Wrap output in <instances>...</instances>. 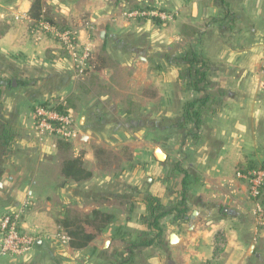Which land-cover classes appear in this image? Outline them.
I'll list each match as a JSON object with an SVG mask.
<instances>
[{
    "label": "crops",
    "instance_id": "0c3cea01",
    "mask_svg": "<svg viewBox=\"0 0 264 264\" xmlns=\"http://www.w3.org/2000/svg\"><path fill=\"white\" fill-rule=\"evenodd\" d=\"M33 1L0 0V22L22 16L31 22ZM143 1L172 12L173 19L157 22L154 17L128 18L124 11L129 4ZM42 2L43 10L51 17L66 9L71 12L69 8H76L79 3L80 13L93 25L97 59L85 75L74 77L57 59L59 51L54 47L47 49V58L44 51V55L40 50L29 55L23 48L13 55L7 46L0 45V217L27 203L23 223L28 231L36 233L38 224L33 221V212L40 196L48 200L52 193L53 198L65 202L92 196L91 205L99 208L97 205L110 202V197L119 194L125 185L135 191L130 196L137 199L136 205H143L136 195L148 189L145 183L158 184L149 172L165 165L156 159L154 151L150 154L148 148L133 150L129 160L145 162L142 168L146 167V173L140 168L131 169L130 176H121L120 181L112 175H99L103 169L97 157L84 146L93 144L110 150L115 132L120 129L127 131L134 148L148 146L153 130L162 134L171 128L169 114L185 125L184 104L202 97L208 101L202 109L199 134L197 138L188 136L195 131V125L189 123L191 131L187 136L192 140L187 143L205 145L206 153L200 154L198 167L193 164L197 160L191 159L193 167L186 170L190 178L201 179L200 196H206L208 202L197 211L198 216L181 223V230L167 234L165 231L156 244L137 250L125 247L122 252L121 247L113 249L109 245L111 241L145 238L137 233L139 228H145L139 221L143 209L132 220L118 211L105 232L84 249H73L64 235L36 236V245L30 252L2 259L0 264H112L124 253L128 257L122 264H264V231L256 225L247 184L235 176L238 166L264 163V0ZM7 30V25H2L0 35H6ZM193 53L206 63L205 81L200 84L201 89L193 86L188 94L181 72L188 70L191 75L195 71L186 60ZM61 55L66 59L64 53ZM152 61L156 62L154 66ZM192 78L189 76L187 83ZM155 79L163 86L159 91L147 90ZM120 91H124L125 98L117 100ZM157 96L159 118L155 123L151 104ZM139 100H144V104ZM53 101L66 103L78 117L75 127L82 131L81 149L73 155L84 154L85 164L93 173L86 181L66 182L61 175L62 160L54 157L60 152L57 139L52 142L36 132L32 134L31 106ZM55 161L58 176L64 180L59 186H54L49 174H45V166L54 165ZM102 187L110 192L103 193ZM204 212L210 217L206 219L212 221L202 230ZM135 220L137 223L132 224ZM127 228L130 230L125 235ZM173 233L177 235L175 243L171 242ZM220 239H224L223 243Z\"/></svg>",
    "mask_w": 264,
    "mask_h": 264
},
{
    "label": "rangeland",
    "instance_id": "374dc122",
    "mask_svg": "<svg viewBox=\"0 0 264 264\" xmlns=\"http://www.w3.org/2000/svg\"><path fill=\"white\" fill-rule=\"evenodd\" d=\"M78 5L76 8H69L71 9V12H69L66 9V12H61L59 11V15L57 17H51L47 14L46 10H44V16L46 19H51L55 22V24L43 20L41 22L45 23H50L51 25H54L55 27L59 29H70L72 30L73 33L76 34L77 36V47H78V54L81 55L82 50L85 47H89L91 49V62L88 67H86L85 71L81 72L79 70V63L82 62L78 58V60L74 59L72 56H69L63 42L58 39L56 36H54L48 29L42 27L40 23H36L32 18L30 19L31 22L26 21L24 18L25 17H19V18H14L10 19L6 23L3 24V22H0V27L2 25H7L8 30L7 34L4 36L0 35V45L2 46H7L9 49L8 52L12 53L13 55L16 53H21V49L23 52L28 53L31 55L33 52L36 51H41L42 55L49 57L48 53L46 52L49 47H54V49L59 51V55L57 57L60 62H62L65 67L74 75V77H81L87 73L89 69L92 68L94 62H96V54H95V44L97 43L96 41V35L93 32V25L92 22L85 18L82 13H80V5ZM136 9H142V10H154L157 12H165L168 15H171V18L173 19L172 12H166L165 10L160 9L159 7H154V5L149 6L148 4L142 2V4H129L127 9H125L124 13L128 18H132L128 16V13L130 11H134ZM68 11V12H67ZM174 14V12H173ZM23 15V14H22ZM148 16H139L137 18H144ZM154 17V21L160 22V17L158 15L151 16V18ZM134 18V19H137ZM8 20V19H7ZM165 21V20H164ZM27 30L29 33H27ZM44 51V52H43ZM57 51V53H58ZM47 53V54H46ZM62 53H64V56H66V59L60 58L62 57ZM153 62V63H152ZM151 64L154 66L156 62L152 61ZM264 64V62H263ZM263 75L264 71L263 69L261 70ZM194 74V72H193ZM193 74H189L188 70H184L181 72V76L185 78L184 83L187 86V91H189L188 94H190L191 90L193 89L192 82L187 83L186 79L188 80V77L192 76ZM157 80L155 79V83L153 86L149 87L150 89L147 90H153L157 89L159 91L160 87L163 85L160 84V82H156ZM137 89L140 87V85H136ZM136 89V93H137ZM139 92V91H138ZM135 93V94H136ZM192 94L190 95V97ZM120 98L124 99V91H120V93L116 96V99L119 100ZM159 98L154 97L152 98V121L156 123V119L159 118V114L157 113L158 111V104H159ZM147 101V100H146ZM54 103L56 101H53ZM139 103L141 105L144 104V100H139ZM37 104V103H36ZM35 104V105H36ZM35 105L31 106L32 109L30 110V119H31V128L34 130L32 134L35 135L34 132L35 129L33 128V120H34V109ZM73 118L75 121V118L78 119L77 115H74V112L72 111ZM76 116V117H75ZM169 120H171V124L169 123V126H171L170 129L166 131V133L160 134L159 130H153L152 137L149 138V143L147 145L143 146H136L135 148L132 146L131 142V137L127 135V131H116L114 138L113 144L110 146V150L107 151L105 154H100L99 158L97 159L99 166L103 170H99V175H112L117 177L118 179L121 176L124 177H129L131 169L136 170L137 168L142 169L143 172L146 173V167L142 168L143 164L145 162H141L140 160L133 159L132 161L129 160L130 153H132L133 150L139 149V151H143V148H148L147 151L150 154H153L154 147L160 146L166 153H167V160L164 162L165 165L162 166V168L159 171H154L149 172V177L152 178V181H157L158 184H150V183H145L147 185L148 189H145L144 191L142 190L140 194L142 195H136L137 198H140L138 200H141L140 202L143 205H136L137 199L135 197L130 196L135 193L133 191V188H131L128 185L122 186L120 188L119 194L113 195L110 200V202H103L105 205H97L99 209L109 212V213H114L118 215L123 214V217H130L129 220H132L136 215L139 216L140 210L143 209L144 212L140 214L139 221L143 222V215H147V209H146V204H145V199H147L149 196L155 197L159 200L160 204L162 205V209L165 210H170L174 207L179 206L180 208H183L182 202L185 201V205H187V212L186 214L180 218L177 217L178 213H170L163 217L160 220V224L163 229V233L166 231V234L170 231L176 232L177 230H181L183 227L181 226V223L184 222H189V219L192 217L198 216L197 211H199L201 208L204 209V204L206 201L208 202L207 197L205 196H200V178L195 177V178H190V174L186 170V168L190 169L193 167L191 164V159H196L197 162L194 160V166L198 167V163L200 162L199 157L201 156V153H206V150L204 149L206 146L201 144L198 146H193L192 144H188V140H192L191 137L192 135H188L191 130V127H183V124L179 122V119L173 116V114L168 115ZM176 119H178V125L175 127L176 124ZM181 120V119H180ZM182 121V120H181ZM181 126V127H180ZM78 136L71 141L72 143V150L70 151L71 154H77L79 153L81 146H80V134L81 130H77ZM193 132V131H192ZM38 136V134L36 133ZM187 136V137H186ZM45 140H52L54 142V139H57L56 137L46 135L44 137ZM190 138V139H188ZM50 142V141H49ZM75 144V146H74ZM75 147V150H74ZM88 151L94 152L97 146L93 144H89L87 146H84ZM86 151V150H85ZM264 152V150H263ZM54 153V152H53ZM208 153V152H207ZM62 152L57 153V155H54L55 159L58 161L62 160ZM58 157V158H56ZM194 157V158H192ZM203 159V158H202ZM57 162L55 161V164H47L45 166V174L48 175L50 182L54 186H59L61 183L64 182V180L58 176L57 172ZM261 161L259 164L256 166H261ZM201 165H205L202 164ZM249 165V164H248ZM264 165V163H263ZM247 165H243L242 168L246 167ZM182 167L185 169L188 173V181L186 186L183 185V178L184 174L179 170V168ZM238 166V169L241 168ZM59 168V165H58ZM237 169V170H238ZM236 170V171H237ZM162 171V172H161ZM205 171V170H203ZM235 171V174H236ZM208 172V171H207ZM161 173V174H160ZM234 173V172H233ZM160 175V176H159ZM45 176V175H44ZM236 176V175H235ZM236 178V177H235ZM111 179V178H110ZM44 181L47 182V178L45 176ZM120 181H123V179ZM246 183V182H245ZM247 184V183H246ZM110 190V189H109ZM107 188L102 187V192L106 193L109 191ZM113 191V190H111ZM248 191V197L251 199L250 194H249V189L247 187ZM110 192V191H109ZM116 192V190H115ZM104 198H109L106 195L103 196ZM55 198V199H54ZM51 193L49 196L48 200L45 199V197H39L37 204L34 206V212H33V221H35L38 224L37 232H33L35 236H56V237H61L63 236V233L60 231V227L58 222L60 219L64 216V213H68L70 215H78L80 217L84 216L87 213H90L93 209L94 206L96 205H91V202L93 201L92 196L91 198H85L83 197L82 199H76V198H71L68 199L66 202L64 200L59 201L57 197L54 196ZM252 200V199H251ZM253 201V200H252ZM127 203V205H126ZM139 204V203H138ZM28 206V205H27ZM33 206V205H32ZM254 201H253V206H252V213H253V208L254 207ZM193 211H196V214H193ZM203 215V219L205 218L204 224L201 227L202 230L205 228L206 224L209 221H212L209 219H206L209 217L207 214L201 213ZM131 215L133 217H131ZM206 215V216H205ZM253 216L255 218L256 225L259 229H262L264 231V228H261L258 226V222L256 220V217L253 213ZM116 218V216H115ZM137 218V217H136ZM210 218V217H209ZM128 223V222H127ZM137 221H132V224H136ZM145 224V223H144ZM129 227V225H128ZM140 230L137 233H142V235L145 236L143 240H148L152 237L151 229L150 227L145 224V228H139ZM125 229H123L124 231ZM127 231L125 232V235L129 233V228L126 229ZM145 231V232H144ZM185 231V230H184ZM133 233V232H130ZM220 236L221 233H220ZM127 238V237H125ZM123 238V239H125ZM63 240V238H61ZM110 239V238H109ZM142 240V241H143ZM134 240L130 239H125V241L118 243V241H111L109 246H112L113 249H116L118 247H121V251H125V247L130 248L131 243ZM157 240L155 244L158 242ZM110 242V240H109ZM223 243V242H222ZM154 244V243H153ZM135 248L134 250L139 249ZM112 250V249H111ZM128 257V254L124 253L119 259H116L115 261H111L112 264H122L123 261ZM107 258V257H104ZM108 261V260H107ZM124 263V262H123Z\"/></svg>",
    "mask_w": 264,
    "mask_h": 264
},
{
    "label": "trees",
    "instance_id": "16d2710c",
    "mask_svg": "<svg viewBox=\"0 0 264 264\" xmlns=\"http://www.w3.org/2000/svg\"><path fill=\"white\" fill-rule=\"evenodd\" d=\"M30 18H32L36 23H40L43 20H47L53 24L55 22L51 19H46L44 16L43 2L42 0H34L29 13ZM189 63V68L192 70L194 68V74L192 78V83L195 89H201L200 84L205 81V62L200 60L196 54H191L186 57ZM208 101L207 97H202L198 99H189L184 104L183 118L185 125L189 123L195 125V131L190 132L191 137L197 138L199 130L202 123V109ZM47 102H42L41 104L46 105ZM57 109L68 108V105L64 107L62 104H56ZM11 139L8 140L9 143ZM57 149L63 153L61 162V175L65 178V181L82 182L90 179L93 175L90 169L85 164L84 154L74 156L70 153L72 150V143L70 141L57 139ZM101 147L95 149L94 154L99 158L100 154L107 153ZM263 166V165H261ZM256 165H250L252 167H261ZM184 174L183 185L186 186L188 181V173L182 167L179 168ZM147 215H143V221L147 224L152 233V237L148 240L143 241H133L131 243L130 250L138 248L140 246H150L162 237L163 229L160 224V220L170 213L177 212V217L182 218L187 212V205L185 201L182 202L183 208L179 206L174 207L170 210L162 209V205L159 200L155 197L149 196L145 199ZM64 216L58 222L60 231L64 236L68 238L69 245L75 250H81L89 246L100 234L104 233L107 227L115 220V214L105 212L99 208L93 209L90 213L85 214L80 217L78 215H70L64 213ZM224 239H220L222 242ZM132 255V254H131Z\"/></svg>",
    "mask_w": 264,
    "mask_h": 264
},
{
    "label": "built area",
    "instance_id": "2783aa9c",
    "mask_svg": "<svg viewBox=\"0 0 264 264\" xmlns=\"http://www.w3.org/2000/svg\"><path fill=\"white\" fill-rule=\"evenodd\" d=\"M158 15L162 20H170L171 15L154 10L136 9L128 13L129 17ZM42 27L48 29L60 39L69 56L80 59L79 70L85 71L91 62V49L85 47L81 55L78 54L77 36L70 29H59L50 23L41 22ZM264 71V64L262 67ZM56 104L63 102H47L46 105L38 104L34 109L33 128L40 137L46 135L66 141H72L78 136L72 110L69 108L57 109ZM236 177L247 183L249 194L254 201L253 213L258 226L264 228V165L261 167H245L236 171ZM27 203L18 211H8L0 217V261L5 258H18L30 252L36 245L37 237L28 231L23 223ZM66 239V236H63Z\"/></svg>",
    "mask_w": 264,
    "mask_h": 264
},
{
    "label": "water",
    "instance_id": "95a60500",
    "mask_svg": "<svg viewBox=\"0 0 264 264\" xmlns=\"http://www.w3.org/2000/svg\"><path fill=\"white\" fill-rule=\"evenodd\" d=\"M13 84L15 85L16 82L13 81ZM154 155L156 157V159L160 162H165L167 160V153L160 147L157 146L154 150ZM177 241V235L175 233H173L171 235V242L175 243Z\"/></svg>",
    "mask_w": 264,
    "mask_h": 264
}]
</instances>
